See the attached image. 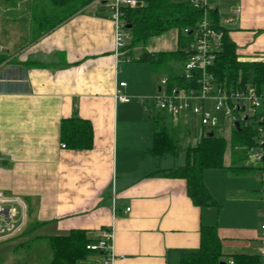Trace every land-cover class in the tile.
<instances>
[{"label": "crops", "instance_id": "obj_1", "mask_svg": "<svg viewBox=\"0 0 264 264\" xmlns=\"http://www.w3.org/2000/svg\"><path fill=\"white\" fill-rule=\"evenodd\" d=\"M211 2L239 61H264V0ZM84 10L29 38L17 52L0 44V53L8 54L0 64V191L23 199L26 212L24 232L0 246L30 251L36 239L72 229L97 240L112 227L115 264H181L184 254L199 251L202 226L216 225L225 259L258 253L264 208L259 178L257 187H236L232 179L253 174L206 170L205 184L220 207L201 208L189 197L186 180L166 174L184 165L185 154L149 153L155 118L161 114L169 127L176 122L154 104L155 94L167 90L161 86L167 74L140 58L145 50H176L178 31L175 48L166 35L157 39V48L127 44L116 57L113 21L98 9ZM116 92L130 101L118 100ZM71 117L92 123L90 150L62 146L60 123ZM8 254L11 259H5ZM46 257L32 264H49L50 246ZM98 260L92 255L87 264ZM16 261V252H0V264Z\"/></svg>", "mask_w": 264, "mask_h": 264}, {"label": "trees", "instance_id": "obj_2", "mask_svg": "<svg viewBox=\"0 0 264 264\" xmlns=\"http://www.w3.org/2000/svg\"><path fill=\"white\" fill-rule=\"evenodd\" d=\"M5 1L15 2V0ZM48 1L52 5V11L45 10L32 14L30 40H36L48 33L94 0ZM210 16L215 28L223 32L222 47L211 69L216 82L228 87H239L253 82L259 88L263 87L264 61H239L237 46L230 38L228 29L220 25L218 13L212 10ZM202 18V11L194 9L187 2L144 0L143 5L129 10L127 14V22L132 29L129 47L146 45L154 37L161 36L171 29L177 30L178 48L176 50L158 52L145 50L140 59L150 62L154 70L165 72L168 76L169 88L174 85L187 87V80L180 76L179 70L175 69L173 64L187 61L193 53L196 30ZM7 58V53H0V64ZM155 125L153 145L149 153L161 157L166 154L178 155L183 150L184 165L169 169L166 174L169 177L186 180L188 195L196 206L220 207L205 184L206 170L227 168L235 174H254V170H257L256 166L242 165L243 161L248 159L249 149L255 144L256 133L251 128L237 129L235 127L231 130L229 139L216 133L213 136H207V133L203 132L196 143L182 149L179 144V134L182 129L190 131L191 127H185L180 122L169 127L161 114L155 118ZM60 129L61 142L66 147L73 150L93 148V125L89 120L74 117L62 119ZM228 149L230 163L226 165L225 154ZM259 183L262 186L260 176ZM200 233L199 251L184 254L181 264H221V262L230 264V261H233V264H264L259 253L233 254L230 256V261H225L217 226L204 225ZM47 240L52 251L49 264H87L90 256L102 254L99 251L87 249V245L95 240L90 238L84 229H72L63 234L51 235L47 237Z\"/></svg>", "mask_w": 264, "mask_h": 264}, {"label": "built area", "instance_id": "obj_3", "mask_svg": "<svg viewBox=\"0 0 264 264\" xmlns=\"http://www.w3.org/2000/svg\"><path fill=\"white\" fill-rule=\"evenodd\" d=\"M187 1L194 9L203 13L196 30L193 53L187 61L177 64L175 68L187 80L188 86L174 85L169 88L168 76H164L161 86L167 90H160L155 94L154 104L160 113L169 115L172 122L184 120L192 123L193 115H196L201 127L208 132L216 133L222 128L232 130L236 123H239L241 129L254 130L255 144L248 151V159L259 171L264 194V85L259 88L249 82L239 87H228L216 82L211 69L222 47L223 32L215 28L210 16L215 6L211 0ZM143 3L144 0H94L89 4L105 13L115 24L116 57H120L127 47L125 31L129 24L128 11ZM235 13L238 14L239 10ZM232 21V18L227 19V23ZM120 85L125 86V83ZM115 98L123 102L130 101L128 96L120 92H116ZM222 122L225 127L221 125ZM62 146L66 147L65 144ZM25 213L23 199L0 191V242L24 232ZM261 215L262 246L258 253L264 262V208ZM87 249L102 253L96 264H115L119 256L115 252L113 228L102 229L100 238L89 243Z\"/></svg>", "mask_w": 264, "mask_h": 264}, {"label": "rangeland", "instance_id": "obj_4", "mask_svg": "<svg viewBox=\"0 0 264 264\" xmlns=\"http://www.w3.org/2000/svg\"><path fill=\"white\" fill-rule=\"evenodd\" d=\"M172 1H183V0H172ZM93 2V1H92ZM91 2V3H92ZM90 3V4H91ZM84 11L94 12L96 11L95 6L89 5L84 8ZM50 10L52 11V5L48 0H15V2H7L5 0H0V44H5L10 47H12V52H17L20 50L24 45H26L29 41V38L31 37V17L32 14L41 13L42 11ZM54 11V10H53ZM126 42L127 44L131 43L132 40V29H126ZM176 34V30L171 29L167 32H165L163 35L154 37L150 39L147 42V45L149 48H157L158 44L156 45L157 39H160V37H164L166 35H172V42L173 45L171 48H175L173 37ZM169 39V38H168ZM192 128L191 131H188V129H182L179 136H180V146L182 149H185L188 145L194 144L198 139H200L202 135V127L198 121V118L196 115H193V121H192ZM221 125L225 127V123L222 122ZM186 127V126H185ZM184 127V128H185ZM204 133H208L207 129L204 131ZM216 134L223 135L227 137L228 139L231 136V129L230 128H222L218 131H216ZM229 149L225 154V162L227 163L230 154ZM181 155H184L183 150H181ZM242 165L245 166H253L255 165L249 160L245 159L242 163ZM218 171V170H217ZM259 178V173L257 170H254V174L251 175L249 178L244 179H238V181H235V179H232V186L239 187L241 186H251V187H257V179ZM236 184V185H235ZM214 188V187H213ZM216 190V189H215ZM48 240H45L44 238H38L34 241V244L30 247V251L27 250V248L24 246L23 248H4V246H0V252L2 253V250H11L13 252H16V262L18 264H32L35 261H40L43 259H46V249H49ZM3 242V241H2ZM1 243V242H0ZM15 244H20V242H15ZM10 246V245H9ZM16 246V245H15ZM34 246V247H33ZM36 256H35V254ZM8 254L5 259H11L12 257ZM225 261H228L227 259H224Z\"/></svg>", "mask_w": 264, "mask_h": 264}, {"label": "water", "instance_id": "obj_5", "mask_svg": "<svg viewBox=\"0 0 264 264\" xmlns=\"http://www.w3.org/2000/svg\"><path fill=\"white\" fill-rule=\"evenodd\" d=\"M127 28L130 29V28H131V25L128 24V25H127ZM3 51H5V50H3ZM236 127H237V129L240 128V127H239V123H236ZM213 135H214V133H212V132L207 133V136H213ZM221 264H226V263H225V262H221Z\"/></svg>", "mask_w": 264, "mask_h": 264}]
</instances>
